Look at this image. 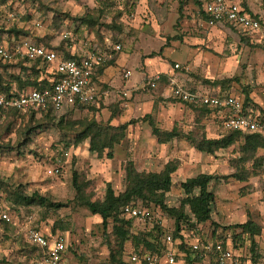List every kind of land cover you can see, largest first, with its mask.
<instances>
[{"label": "rangeland", "instance_id": "obj_1", "mask_svg": "<svg viewBox=\"0 0 264 264\" xmlns=\"http://www.w3.org/2000/svg\"><path fill=\"white\" fill-rule=\"evenodd\" d=\"M245 2L251 4L255 11L264 14V0ZM201 10L202 6L197 0H8L0 5V46L10 47L11 44L24 40L58 46L64 41V34L70 32L72 36L67 38L68 46L76 44L81 48L84 40L99 36L110 39L112 44L123 45L118 65L124 67L131 56H137L133 51L139 52L144 61L151 52L155 56H163V42L170 45L175 41H183L200 34L199 31H194L196 28L206 31L208 27L214 26L208 24ZM85 16H95L98 23L95 26L83 25L81 18ZM12 29L19 30L20 34L10 32ZM240 37L244 36L240 33ZM232 38L235 44L233 51L239 54V69L235 74L239 79L229 82L231 84L227 82L220 93H238L243 99L248 94L251 107L264 113V48L253 46L247 49L243 46L245 44L236 43L238 36ZM242 49L248 50V53L241 51ZM167 52L164 56L171 61L182 64L186 62L185 57L179 53ZM117 55L119 54L115 58ZM170 60L164 59L162 62L168 64ZM0 62V72L6 77L9 73L19 74L20 66L25 64L15 58L10 61L0 59ZM4 65L8 66L7 69H4ZM131 67L137 78L139 70H135L136 66ZM142 71L147 72L145 65ZM145 81L132 94L128 91L129 98L122 96L120 101L133 100L137 95L156 96L159 90L169 84L161 80L155 87L145 84ZM187 82L189 86L192 84L191 81ZM213 89L215 88L210 84L209 90L216 93ZM120 101L112 100L109 105L101 102L99 105L58 114L50 113L47 116L45 111L30 114L0 111V264H39L38 250L29 242L26 230L37 227L42 231H51L56 220L67 226L66 230L58 231L66 234L70 240V261L75 264H110V250L117 248L112 228H105L98 214L90 212L76 200L74 172L78 173L85 194L92 200H102L109 184L117 194L126 189L125 170L129 161L135 163L138 171H160L166 166V160L157 166L155 161L152 166L149 163L151 156H157L158 152L153 143L155 135L152 125L149 120H143L142 116L139 120L132 117L138 121L131 124L133 130L130 133L127 132L131 129L129 125L125 130V137L115 144L112 149L113 157L107 155L109 149L103 154L90 151V138L77 142V135L89 121L107 124L113 121L115 115L123 113ZM161 101H164L162 97H155L154 114L151 118L157 127L160 123L156 122L155 114ZM169 101L182 103L192 114L190 117H183L180 120L182 122H174L175 129L180 134L178 141L180 137L186 138L195 147L186 137L188 134L198 140L208 137V131H204V123L214 122L218 118L216 113L182 102L172 92L167 102ZM110 112L112 115H109ZM226 133L218 130L213 137L219 138ZM240 143L241 141L219 149L213 154L206 153L207 157L202 161L207 167H195L189 171L183 170L184 168L175 170L173 186L166 195V202L169 206H180L186 197L182 183L209 170L217 176L210 187L216 195L212 219L200 228L187 224L184 229L190 232L192 228H197L202 236L208 238H215L214 229L230 232L236 242L235 249L242 254L243 263L251 259L256 264L264 255V148L258 149L254 155H243L238 150ZM65 148L71 153L61 157L58 150ZM174 163L178 167L182 165L181 161L176 160ZM18 193L29 196L38 193L65 206L54 209L39 204H21L14 198ZM233 203L237 205L236 210L241 218L239 222L251 218L263 226L262 233L255 237V241L246 234L234 237L240 229L224 230V227L239 223H230L226 213V207ZM150 206L156 209L155 205ZM185 210L190 212L188 206ZM3 212L8 213L11 220L5 221L1 216ZM166 217L167 227L160 224L158 226L172 233L175 219ZM152 228V225L146 226L138 222L134 224V231L144 232ZM133 247L130 240L123 249V259L129 264L128 253ZM189 251L194 257L190 255V260L184 257L186 264H216L211 254L208 257L201 254L197 258V253Z\"/></svg>", "mask_w": 264, "mask_h": 264}, {"label": "trees", "instance_id": "obj_2", "mask_svg": "<svg viewBox=\"0 0 264 264\" xmlns=\"http://www.w3.org/2000/svg\"><path fill=\"white\" fill-rule=\"evenodd\" d=\"M7 1L8 0H0V5L7 3ZM243 3L246 5L245 0ZM203 13L207 19L210 18L208 13ZM81 22L85 26H95V24L98 23V19L95 16H85L81 18ZM10 32L20 34V31L16 29H12ZM19 37L20 36H18V38ZM65 39L62 44L58 46H50L42 43L38 44L61 51L64 55V58L66 59L76 58L77 55L72 54L73 52L70 50L67 44L69 40L67 38ZM92 41L93 45L96 46V49L100 53H106L108 56L107 62L101 65L100 70H103L105 66L111 64L114 61L117 54V44H109L107 38L104 39L100 38L99 36L93 37ZM14 44L15 43L11 44V46ZM150 55H154V53H151ZM0 59L3 60L1 56ZM15 59H18L23 63L25 62L24 65H26V67L21 65V71L19 74L9 73L8 77H6L4 73L0 72V90L4 92V94L20 95L21 93L32 89L40 90L46 87H53L54 83L48 79V74H46L48 73V69L50 67L48 63L42 62L40 60L31 62L27 58L21 56H17ZM7 67V65H4V69H7ZM22 72H24V74H22ZM57 78L58 77H56V79ZM236 79L239 78L235 75L232 78L219 80L216 83L225 84ZM250 101L251 99L247 94L244 100L245 112H250L252 109ZM90 105L92 104L77 105L68 110L83 108ZM192 105L200 107L206 112L209 109L202 103H192ZM0 111L12 114L24 113L23 111L14 108H0ZM41 111H45V116L48 114L50 115V113L58 114L52 105H48L47 108H44L40 111L33 110L28 113L30 114ZM259 112L261 113L260 118H264V113H262L263 111ZM134 121L135 120L120 125H113L111 123L102 124L96 120H91L85 124V128L80 132V134L77 135V142L90 138V151L103 154L105 150L109 149L107 155L109 157H113L114 153L112 149L114 148L115 144L120 142L125 137V130H127L128 126ZM150 123L153 128L152 132L158 137L160 142L169 141L175 136L180 135L175 128L170 131H164L157 127L153 120H150ZM188 135L186 137L194 143L197 149L210 154L215 153L219 149L228 148L239 141H241V143L239 144L238 150L243 155H254L258 149L264 148V134L262 133H245L238 130H231L219 138L202 137L200 140L194 139ZM60 156L64 157L62 153H60ZM175 169H177V163H174V161H169L165 168L160 171H138L135 163L133 161H129L125 170L127 181L126 189L117 194L112 185L109 184L106 195L102 200H92L90 196L85 194V189L79 181V175L77 172H74L73 185L77 190L76 200H79V204L86 206L90 212L98 214L101 217L102 224L105 228H112V234L115 236L117 248H111L110 250V264H129L123 259V249H125L126 243L130 240L133 242L134 246L132 250L135 251L145 248L151 252H158L162 254L163 250L166 248V231L163 230L162 227L158 226V224L155 225L150 223L146 224V226L152 225L153 228L151 230L144 232L134 231V224L138 221L134 217L128 218L122 216L120 210L125 205L134 204L147 206L153 209L154 207L150 206L153 204L156 206V209L154 210L160 211L163 215L165 214L166 216L174 218L175 227L172 231V234L176 241L178 238L182 239L180 245H182V243L184 245L188 242L186 239H183L182 235L185 225L189 224L193 227L200 228L201 225L208 223V221L212 219V208L216 199V195L210 189V187L217 176L212 173L203 172L194 177L188 178L182 183L186 197L183 198L181 205L169 206L166 202V195L173 186V173L175 172ZM14 198L17 199L18 203L25 205L39 204L40 206L42 205L47 208L54 209H59L62 206H65L63 203L53 202L52 200L38 193H35L31 196L18 193ZM187 206L189 207L190 214L185 210ZM4 220L6 221V219ZM34 228L36 230H41L37 227ZM232 228L240 229L239 232L234 234V237L246 234L249 235L252 241H255V237L260 235L263 231V226L251 218L247 219L245 222L237 223L235 226L231 224L228 227H224V230H231ZM58 229L66 230L67 226L62 224L61 221L56 220L52 230L44 232L52 235L62 233L58 231ZM218 231L224 232L223 230L214 229L213 235H218ZM30 243L36 247L38 250V257H40L43 254L41 251L42 249L32 242ZM234 247L236 248L235 240ZM69 250H71V247H69ZM189 250L190 249L187 250V257L190 260L189 255L191 253ZM194 253H197V258H199L201 255V253L198 251H194ZM215 263L218 264L216 257Z\"/></svg>", "mask_w": 264, "mask_h": 264}, {"label": "built area", "instance_id": "obj_3", "mask_svg": "<svg viewBox=\"0 0 264 264\" xmlns=\"http://www.w3.org/2000/svg\"><path fill=\"white\" fill-rule=\"evenodd\" d=\"M204 12L210 15L208 23L214 25L220 22L228 23L242 29V31L264 48V18L252 14L244 6L242 0H205ZM72 33L66 32L64 38H70ZM117 44L116 50L121 49ZM76 58L66 59L61 51L37 44L31 40L15 43L13 46H0V56L3 60H12L17 56L25 57L29 61L40 60L49 64L51 76L48 78L54 83L53 87L28 90L20 95H6L0 90V108H14L24 113L40 111L52 105L57 113H63L77 105L93 104L97 100L98 90L94 85V73L108 56L100 53L93 45L91 38L82 42V52L77 53L76 44L69 46ZM176 68L180 64L175 65ZM48 69V71H49ZM131 70L126 71L128 77ZM56 77H58L56 79ZM160 79L155 76L154 81ZM173 94L182 101L202 103L216 113L221 120L223 130H238L241 132L264 134V118H260L258 110L244 111V101L232 94L219 95L200 93L185 89L176 80L172 81ZM128 95V92H123ZM58 152L69 156L68 148ZM123 217L136 218L138 223L149 224L156 222L167 227V217L160 211L147 206L134 204L125 205L121 210ZM159 212V213H158ZM2 218L11 220L8 213L3 212ZM187 238L194 240L189 246L193 251H210L215 254L218 264H243L242 255L234 249V239L230 232H218L215 238L202 236L197 228L190 232L182 231ZM28 240L39 246L43 254L39 257V264H72L68 250L71 245L68 236L64 233L47 234L42 230L29 228L26 230ZM166 248L163 253L151 252L145 248L139 251L130 250L129 262L132 264H178V251L174 244L176 240L172 233L166 232Z\"/></svg>", "mask_w": 264, "mask_h": 264}, {"label": "crops", "instance_id": "obj_4", "mask_svg": "<svg viewBox=\"0 0 264 264\" xmlns=\"http://www.w3.org/2000/svg\"><path fill=\"white\" fill-rule=\"evenodd\" d=\"M197 1H199V3L202 6L201 11L204 12L203 10L205 6V0H197ZM242 1L244 2V0ZM244 6L252 14L264 18V14L255 11V9L251 6V4L246 3V5ZM194 31H199L200 34H196L195 37H189V38L187 37L186 40L184 39L183 41H175L170 45L167 44L165 45V42H163L164 51H165V52L163 51V56L157 54L156 56L149 55L145 58L144 61L139 52L133 51V53L137 54V56L136 55L131 56V58L129 59V63H127L126 66L124 67H120L118 65L119 64L118 58L121 56L120 52L123 51V45L121 44L122 47L121 49L117 50V53L119 55H117L115 60L111 64L105 66L103 70H100L101 66H99L94 73V85L98 90L97 92L98 96L96 102H94L92 105H96V104L99 105L101 104V102L109 105V103L112 100L118 99V101H120L122 96L123 97L126 96L129 98L130 97L129 92H131L132 94V91H135L136 89L142 87L145 79H147V81H145V84L148 85L150 84L155 87L161 80H163L165 83L167 84L169 83V84L168 85L165 84L166 86H164L163 89L159 90L156 96H154L153 94H149V97L147 96L143 97L141 95H137L133 100H128L124 102L120 101L121 109L123 110V113L117 116L115 115L113 117V121L110 123L113 125H120L127 122H131L132 120H135L134 122H136L140 119V116H142L143 120L150 121L152 115L154 114L153 111L155 108V97L157 98L162 97L164 101H161L159 103V110L155 114L156 122L160 123L158 127L161 130L170 131L175 128L174 122L180 121L185 116H189V117L192 116L191 111L187 110L182 103H171L170 101L167 102L168 98L170 97V93L173 90V85H172L173 80H176L185 89H188L190 91H197L200 93H209L214 95L232 94L241 98L244 101L245 98L243 99V96L238 93L228 92L225 94H221L220 91L222 90V88L226 83L221 84L216 82L219 80H226L228 78H232L233 76H235L237 70L239 69V63H240L239 54L233 51V48H235V44L232 41L233 40L232 37L235 38V35L238 36L239 39L237 40L238 42L236 41V43L241 45L245 44L243 46L247 49L253 46H260L262 48V45L254 41V39H252L251 37L247 36L242 31V29L224 22L214 24V26L208 27L206 31L204 29L199 30V28H196ZM240 33L242 36L251 39V41H249L244 37L241 38ZM91 38L93 39V36ZM107 40L109 44L110 43L112 44L110 39L107 38ZM129 49L132 52V49L130 47ZM166 49L167 51L170 52L179 53L181 56L185 57L186 62L182 64L179 63V61H171L170 59H168L169 57L164 56L165 53L168 54ZM241 51H245L248 53V50L246 51V49L244 50L242 49ZM80 52H82V46L81 48L78 47L77 53ZM164 59L170 60L169 63L164 64V62H162ZM176 64H181L182 67L176 69L174 67V65ZM144 65L146 66L147 72L142 71ZM131 66H136L135 70H139V76L137 78H135L134 70L132 69ZM128 70H131L132 73L130 76L126 77L125 73ZM48 73L50 74H48L47 76H51L50 69ZM157 75H160V79L155 81L154 84L151 83L154 81V78ZM187 81H191L192 84H190L189 86ZM210 84L213 85V87L215 88L213 90H215L216 93L211 92L209 90ZM123 92H128V95H124ZM174 97L177 98L176 96ZM185 103L192 104L189 102H185ZM142 112L143 114L141 115ZM109 115H112V113L110 112ZM132 117H137L138 120L132 119ZM215 120L214 122L204 123V125L206 126L204 131H208L206 132L208 138L210 137L217 138V137H213V135L218 130L222 133L228 132L226 130H223V127L221 125V120L219 119V117ZM131 124H130L131 129L127 130V132L129 133L133 130ZM130 135H132V133ZM177 138L179 137L175 136L169 141L160 142L158 140V137L156 135L154 136L153 143L156 144L157 146L156 148L158 154L157 156H151L152 158L149 159V163L151 164V166L153 164V161H155V164L157 166L163 160H166V164L169 161L177 160V161H181L182 163V165L179 167L177 164V169H175L177 171L178 168L179 169L184 168L183 170L189 171V169L195 167H197V169L203 166L207 167L206 163L202 161L203 158L207 157L206 152H203L197 149L196 147L190 145L189 144L190 141L186 138L184 139L180 137L179 141L177 140ZM209 163H210L209 165L211 166L212 165L211 158L209 160ZM153 170L154 169H152V171ZM203 172L210 173L209 170ZM226 208L228 209V211L226 212L228 213L227 214L228 219L231 220L230 223H233L234 221L239 222L241 218L239 216V212H237L236 210L237 205L233 203L231 206H227ZM182 235H183V239H186L188 243H190L191 241L194 242V240L187 238V236H184L185 234L183 232ZM181 242L182 239L178 238L176 243L174 244V247L178 251V258H180L178 264H186L184 257L187 260L188 258L187 250L190 249L191 247L187 243H185L184 245L182 243V245H180ZM190 250L191 252H194L192 249ZM200 253L206 257H208V255L211 254L215 262L214 253L210 251H205V252L201 251ZM190 255L194 257L192 253ZM72 264L75 263L72 261ZM243 264H253V262L251 261V259H247ZM256 264H264V255L261 258V260L258 261Z\"/></svg>", "mask_w": 264, "mask_h": 264}]
</instances>
